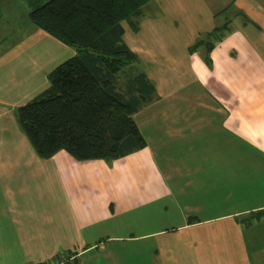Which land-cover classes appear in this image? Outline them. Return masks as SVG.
Instances as JSON below:
<instances>
[{"label": "crops", "instance_id": "1", "mask_svg": "<svg viewBox=\"0 0 264 264\" xmlns=\"http://www.w3.org/2000/svg\"><path fill=\"white\" fill-rule=\"evenodd\" d=\"M155 1L163 16L143 9L136 31L122 23V40L154 88L133 115L145 147L111 161H76L64 150L37 156L15 110L46 90L48 73L75 52L14 17L21 35L0 49V264L261 257L252 243L264 241V215L244 221L264 211V0H219L231 19L208 54L203 41L188 49L218 27L209 0ZM137 212L145 213L144 232L116 235L136 226L128 216Z\"/></svg>", "mask_w": 264, "mask_h": 264}, {"label": "trees", "instance_id": "2", "mask_svg": "<svg viewBox=\"0 0 264 264\" xmlns=\"http://www.w3.org/2000/svg\"><path fill=\"white\" fill-rule=\"evenodd\" d=\"M25 1L30 23L75 52L48 73L46 90L15 110L37 156L48 159L64 150L76 161H111L144 148L133 115L151 101L154 88L122 40V23L136 31L152 0ZM226 28L225 23L208 36L219 41ZM205 45L208 54L214 44ZM119 78L123 93L116 87ZM263 215L253 213L244 223Z\"/></svg>", "mask_w": 264, "mask_h": 264}, {"label": "rangeland", "instance_id": "3", "mask_svg": "<svg viewBox=\"0 0 264 264\" xmlns=\"http://www.w3.org/2000/svg\"><path fill=\"white\" fill-rule=\"evenodd\" d=\"M45 1H47V0H41L42 3H44ZM231 1L232 0H226V2H231ZM156 2L157 1L152 0L143 8L144 9L143 12L145 15L149 14V16L152 17V16H157V15L160 16L162 14V16H163V13H160L158 8L155 6ZM209 5L211 6L210 9L212 11H215L216 14L219 13L217 15V18L215 19V22H214L215 27H216V25L218 27H221L222 26L221 24L225 23L224 21L231 19V16H229V15H230L232 8H228V10L222 12V9H223L222 5L223 4L221 2H219V0H209ZM154 7H155V9H153ZM155 11L157 12L156 15H154ZM28 12H29V8H28V6L24 0H0V49L1 48H3V49L7 48L15 40L13 38V35H16V36L21 35V32L16 31V27L18 24L21 25L22 23H19L17 20H14V17L21 19V21L27 22L26 24H29V26L33 27V25L30 23V21L28 19ZM8 18L10 20L13 19V21L9 20V23H11V24H9L11 26V28H9L8 26L6 28V25L3 26V21H5V20L8 21ZM152 19H155V17H152ZM7 24H8V22H7ZM6 29H7V32H6ZM177 30L179 31L180 27H178ZM212 31L213 30H211V32ZM211 32H209V34ZM209 34L205 35V37L202 36V39L200 38L199 40H196L195 42H193L192 45L190 46V48L188 49L189 52H192V50L194 49L192 47L201 41H203L204 43L210 41V42H213L214 45L216 43H218L217 40L214 41L215 39H213L211 37V35L208 36ZM138 68H139L138 69L139 71L143 72L140 65L138 66ZM116 87H117V90L119 92H121V93L124 92V84H123L122 78H119ZM194 88L197 89L199 87L194 86ZM144 216H145L144 212H141V213L137 212L134 215L128 216L130 219L136 220V226L121 227L118 230L116 229L117 231L114 233L120 237H128L129 234H133V233L138 234V233L144 232L145 227L142 224V222L144 220ZM153 220H155V219H153ZM139 221L141 222L140 225L138 224ZM167 221H168V223L171 222L170 219L169 220L167 219ZM259 228L261 230H263L261 237H264V226H260ZM247 233H249V231H247ZM249 238H252V237L249 235ZM259 240H256L252 243L254 250H259V253L261 254V257L259 259H256V258L253 259V264H264V241L259 242ZM144 243L147 244L148 242L145 241ZM123 246L125 247V245H123ZM142 246H143V243H141V242L133 244V248H140ZM125 250H126L125 248L120 250V253L125 252ZM260 254H258V257ZM112 255H113L112 256L113 258L111 259V261H120L122 264H149V255L148 254H112ZM152 255L153 254H151V256ZM253 255L256 256L257 254L255 253ZM60 257H63V256H60ZM71 259H73V258L72 257L68 258V261H70ZM53 260L54 259H52V261ZM151 261H152V264H155L154 258H151ZM88 264H95V262L94 263L88 262Z\"/></svg>", "mask_w": 264, "mask_h": 264}, {"label": "built area", "instance_id": "4", "mask_svg": "<svg viewBox=\"0 0 264 264\" xmlns=\"http://www.w3.org/2000/svg\"><path fill=\"white\" fill-rule=\"evenodd\" d=\"M66 262H68V258L63 256V257L54 259L49 264H65Z\"/></svg>", "mask_w": 264, "mask_h": 264}]
</instances>
